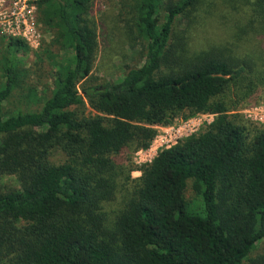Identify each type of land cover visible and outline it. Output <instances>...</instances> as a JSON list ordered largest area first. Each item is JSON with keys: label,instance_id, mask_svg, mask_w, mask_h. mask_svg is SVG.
Listing matches in <instances>:
<instances>
[{"label": "trees", "instance_id": "trees-1", "mask_svg": "<svg viewBox=\"0 0 264 264\" xmlns=\"http://www.w3.org/2000/svg\"><path fill=\"white\" fill-rule=\"evenodd\" d=\"M35 4L52 33L41 95L30 45L0 35V264H264V124L240 112L264 99V0H120L144 62L103 84L114 9L100 22L95 0ZM182 114L214 119L133 177L134 152Z\"/></svg>", "mask_w": 264, "mask_h": 264}, {"label": "rangeland", "instance_id": "rangeland-1", "mask_svg": "<svg viewBox=\"0 0 264 264\" xmlns=\"http://www.w3.org/2000/svg\"><path fill=\"white\" fill-rule=\"evenodd\" d=\"M119 2L120 0H95V14L100 22L102 18L103 20L106 19V16L102 17V14L107 12L109 9H114V14H111L110 16L117 19L116 22L118 21V27L115 31H111L110 36H105L106 34L104 35L100 30L101 47L96 68L94 70V76L96 77L98 84H103L107 81H118L130 68L139 66L144 62L145 53L141 44L132 45L127 41L123 42L121 40V29H123V23L121 22L122 14L118 6ZM11 4L12 0H0V35H2L4 32L1 23L6 18V14L11 10ZM161 18L163 19V14ZM35 21L37 33L30 42V52L24 56L23 59L25 61L26 67H30L32 71L30 81L33 85H35V87H37L38 93L41 95L43 93V89L51 84V69L47 63L44 65L40 63L38 65L34 64L37 62L36 51L40 49L41 45L45 41L47 42L52 39V33L46 30L43 24L39 21L38 9L35 12ZM65 55L71 56V53H61V56ZM46 95H50V91H47ZM257 103L258 104L252 107L264 105V99L257 97ZM39 106L40 104L35 103L25 104L17 97L12 98V102L8 105L9 108L15 109L16 107H21L27 110H37ZM242 111L243 109L240 110V112ZM94 112L95 111L90 107V105H88V113ZM242 114L244 117L247 116L243 112ZM213 119L214 115L211 114H196L193 116L182 114L171 124L163 126L165 128H158V141H156L154 145L152 141L151 145L147 149H140L134 152L132 155V160L134 163V171L132 172V176L135 178L141 176V171L138 170L141 165L152 161V159L160 150L171 147L183 138L199 132ZM254 122L257 124H264V122ZM177 129H179V132L176 131ZM2 183L3 185L6 184V186H19L16 175H5L2 179ZM188 196L189 199H194L195 194L192 191H189ZM263 249L264 241L259 244V250Z\"/></svg>", "mask_w": 264, "mask_h": 264}, {"label": "built area", "instance_id": "built-area-1", "mask_svg": "<svg viewBox=\"0 0 264 264\" xmlns=\"http://www.w3.org/2000/svg\"><path fill=\"white\" fill-rule=\"evenodd\" d=\"M37 6L35 0H12L11 10L6 14V18L2 21L3 34L9 37H20L29 45L37 33L35 12ZM248 119L258 122H264V105L243 109ZM165 128L163 126H156ZM179 132V129L176 130ZM153 140V145L158 141V135ZM152 149V148H151Z\"/></svg>", "mask_w": 264, "mask_h": 264}]
</instances>
